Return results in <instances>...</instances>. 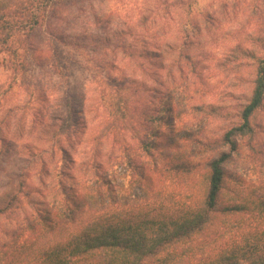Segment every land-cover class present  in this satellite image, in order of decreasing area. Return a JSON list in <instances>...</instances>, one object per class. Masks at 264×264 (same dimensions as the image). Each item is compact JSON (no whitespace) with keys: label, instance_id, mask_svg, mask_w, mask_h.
I'll return each instance as SVG.
<instances>
[{"label":"rangeland","instance_id":"obj_1","mask_svg":"<svg viewBox=\"0 0 264 264\" xmlns=\"http://www.w3.org/2000/svg\"><path fill=\"white\" fill-rule=\"evenodd\" d=\"M47 27L32 36L37 59H29L23 74L0 48V203L21 175L28 189L47 191L67 176L71 197L82 193L96 208L154 200L179 208L180 193L204 192L209 164L229 151L223 137L239 125L251 95L264 53V0H85L58 9ZM50 30L79 35L86 45L64 47ZM123 42L130 56L115 48ZM52 45L62 76L53 67ZM117 84L129 85L125 126L115 117L116 101L125 100ZM253 125L255 135L240 140L227 171L231 191L264 202V109ZM46 131L64 134L53 142L68 151L53 161L49 152H38L48 172L25 149L51 138ZM230 197L227 192L223 201ZM50 202L65 203L61 195ZM246 225L230 238L257 227ZM200 241L197 235L181 243L179 254Z\"/></svg>","mask_w":264,"mask_h":264},{"label":"trees","instance_id":"obj_2","mask_svg":"<svg viewBox=\"0 0 264 264\" xmlns=\"http://www.w3.org/2000/svg\"><path fill=\"white\" fill-rule=\"evenodd\" d=\"M83 1L0 0V48L18 61L15 69L19 73L26 72L29 59H37L32 55L35 46L31 42L35 32L48 28L50 19L58 16V9ZM48 35L62 42L64 47L86 45L79 35L65 36L55 30H50ZM89 41L95 40L90 38ZM101 41L110 44L114 40ZM50 48L55 52L53 67L61 75L58 49L53 45ZM115 48L127 54L124 42ZM128 86L116 85L119 97L125 91V100H117L115 106V117L120 118L122 126L128 122ZM263 109L264 53L257 61L251 95L241 109L239 125L223 137L229 151L210 162L204 192L180 193L179 208H170L167 202L156 200L141 205L109 203L96 208L87 206V198L82 193L71 197L67 191V176L56 181L48 191L28 189L27 180L19 176L18 186L0 203V264H184L185 258L190 264H264V202L252 194L245 200L240 191H231L229 182L233 177L227 171V165L241 149L240 140L255 135L253 119ZM111 127L112 123L105 131L109 132ZM45 135L52 137L39 138L38 145L28 144L25 149L29 157L38 156L42 171L48 172L49 164L38 152H49L53 161L58 151L64 155L68 151L60 141L53 142L65 138L64 134L46 131ZM64 173L61 169L58 176ZM39 180L45 184L42 178ZM227 192L231 197L225 203L223 198ZM59 195L65 202L60 208L50 202ZM170 201H174L173 197ZM1 218L10 221L9 225L4 226ZM251 221H255L257 227L245 230L239 239L230 238V233ZM197 235H201L203 241L187 249L183 258L184 254H179L178 250L180 244L193 241ZM219 241L221 245L213 247Z\"/></svg>","mask_w":264,"mask_h":264}]
</instances>
